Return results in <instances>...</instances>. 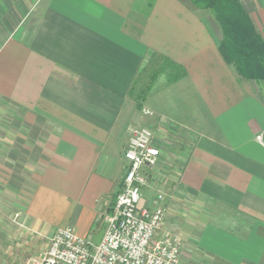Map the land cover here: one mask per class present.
Segmentation results:
<instances>
[{"label":"crops","instance_id":"crops-1","mask_svg":"<svg viewBox=\"0 0 264 264\" xmlns=\"http://www.w3.org/2000/svg\"><path fill=\"white\" fill-rule=\"evenodd\" d=\"M238 2L264 48V0ZM222 39L213 12L189 0H0V264L39 256L60 227L91 240L141 123L161 149L151 175L163 163L178 171L192 205L171 216L182 249L208 264H264V54L246 78ZM153 61L163 72L139 102Z\"/></svg>","mask_w":264,"mask_h":264},{"label":"built area","instance_id":"built-area-1","mask_svg":"<svg viewBox=\"0 0 264 264\" xmlns=\"http://www.w3.org/2000/svg\"><path fill=\"white\" fill-rule=\"evenodd\" d=\"M145 114H152L144 109ZM125 173L98 245L71 226L57 228L47 248L26 264H178L183 240L163 229L168 195L157 190L144 202L143 189L161 158L151 129L131 131L124 150Z\"/></svg>","mask_w":264,"mask_h":264},{"label":"trees","instance_id":"trees-1","mask_svg":"<svg viewBox=\"0 0 264 264\" xmlns=\"http://www.w3.org/2000/svg\"><path fill=\"white\" fill-rule=\"evenodd\" d=\"M189 2L197 9H209L213 12L223 32L219 50L225 60L232 63L246 78L258 77L257 73L263 71L261 61L264 54L263 44L248 16L240 8L238 0H189ZM166 62L170 63L167 60ZM161 72L163 71H156V74ZM180 73L181 71H171L170 75L176 79ZM137 107L140 108L139 103Z\"/></svg>","mask_w":264,"mask_h":264},{"label":"rangeland","instance_id":"rangeland-1","mask_svg":"<svg viewBox=\"0 0 264 264\" xmlns=\"http://www.w3.org/2000/svg\"><path fill=\"white\" fill-rule=\"evenodd\" d=\"M158 65L159 64L155 65L154 61L152 63L145 65L144 69L141 71L139 77L137 78V81L135 83V88L133 90V96H137L138 98H140L139 102L142 101L144 96L147 94V92L149 91L148 90L149 87L153 86V85H151V82L154 81L153 76L156 73L155 70L159 67ZM161 77H157L156 81L153 84H155L157 81L163 82L165 80V78L164 77L161 78ZM137 113L139 115L144 114L142 109L137 110ZM139 126H144V125L141 123L137 127H139ZM159 167L160 168H159V172H157V175L155 174L156 172L154 173L155 176L151 175L152 177H150V179H149V185L147 187H144V189H143V200H144V202H147L148 199H150V197L153 196L154 192H156L157 190L162 191L168 195L169 211L166 212V214H165L166 218L164 219L163 229L170 231L172 233H175V230L177 228V227H175L176 222L174 224H172V221L174 222L175 220L172 219L171 216H173V218H175V214L177 212H181L179 214L180 216H182L184 218L189 217L188 214L191 211L190 208H192V205L189 204V202L183 203V200L181 199V197H182V195H184V193H182V191L179 190V188L176 184V178H177L178 171L177 172L176 171L175 172L169 171V166L167 163L166 164L163 163V165L160 164ZM7 198H11V197L7 196ZM186 198L187 197L185 196V199ZM7 205H9L7 207H10V209L9 210L4 209V211L6 213L12 212V210H13L12 206H10V204H7ZM207 207H210L212 209V211H218V212L222 211V208L218 205H215V204L210 205V203H209V204H207ZM186 208H188V209L186 210ZM170 213H172V215ZM182 213L184 215H182ZM6 217H7V215H6ZM16 217H17L16 215L15 216L13 215L12 219H10L8 217L6 219L10 220V222L12 224L16 225V222H14V218H16ZM4 222L6 223V220ZM173 225H174V228H170L171 226L173 227ZM178 225H180L179 222H178L177 226ZM5 226H7V225H5ZM177 232L179 234H181L180 231H177ZM175 234H177V233H175ZM181 236H182V234H181ZM44 251H45V249L41 252L43 253ZM207 260L208 259H206L202 256V253H200L199 251L195 252V250L192 248V244H188L187 246L185 244L184 248L181 251L178 264H208Z\"/></svg>","mask_w":264,"mask_h":264},{"label":"water","instance_id":"water-1","mask_svg":"<svg viewBox=\"0 0 264 264\" xmlns=\"http://www.w3.org/2000/svg\"><path fill=\"white\" fill-rule=\"evenodd\" d=\"M104 232V227H101V229L92 237L91 242L94 245H98Z\"/></svg>","mask_w":264,"mask_h":264}]
</instances>
